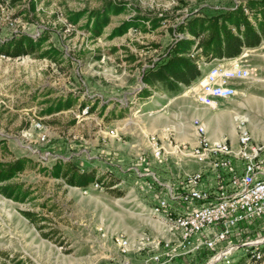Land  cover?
Listing matches in <instances>:
<instances>
[{"label": "rangeland", "instance_id": "1", "mask_svg": "<svg viewBox=\"0 0 264 264\" xmlns=\"http://www.w3.org/2000/svg\"><path fill=\"white\" fill-rule=\"evenodd\" d=\"M108 1L121 2L125 9L110 18L98 37L92 38L78 27L84 18L75 25L66 19V12L88 11ZM202 1L211 4L220 0H7L6 5L1 4L0 13H8L9 20L0 25V35L9 38L16 30L32 32L40 25L38 33L46 38L44 43L58 48L62 57L55 64L35 54L0 56V139L8 152L0 154V159L25 155L50 165L56 157L69 158L82 168L95 167L117 180L109 188L94 182L69 187L36 168L19 173L15 180L29 185L34 198L17 203L0 195V264L20 259L21 264H114L115 258L125 257L141 262L143 254L134 253L132 248L121 253L112 246L113 236L125 237L131 247L138 237L159 235L162 229L146 214L154 193L137 187L133 166L141 167L137 159L142 154L149 170L162 181L172 180L170 174L177 172L172 158L161 164L153 160L148 138L161 136L148 131V126L167 133L172 140L169 132L180 128V118L172 114L178 111L173 102L179 99L182 119L202 115L206 126L228 135L233 127L227 113L195 108L194 90L183 94L186 89L164 76H150L153 84L148 88L156 91L143 101L136 99L145 86L141 76L163 58L173 38L170 28L183 16L201 9L198 3ZM133 10L149 16L165 15L166 19L151 31L137 29L133 33L132 27L107 39L112 27L133 17ZM68 93L77 97L73 107L40 114L44 101ZM85 99L94 104L91 111L82 112L79 107ZM168 138L163 140L164 149ZM190 167L196 164L188 163L184 169L192 170ZM21 210L44 217L38 222L41 230L29 223ZM254 225L249 237L264 231L261 220ZM240 253L239 249L231 256L235 260ZM206 255L200 251L169 264H204Z\"/></svg>", "mask_w": 264, "mask_h": 264}, {"label": "built area", "instance_id": "2", "mask_svg": "<svg viewBox=\"0 0 264 264\" xmlns=\"http://www.w3.org/2000/svg\"><path fill=\"white\" fill-rule=\"evenodd\" d=\"M6 3L7 0H0V6ZM6 20L9 14L0 13V25ZM39 29L37 25L32 32L14 31L15 35L36 36ZM2 38L6 37L0 35ZM188 55L194 59V50ZM194 62L199 67L196 59ZM248 76V68L238 57L227 64L210 65L193 91L194 101L214 108L216 99L235 94L233 81ZM81 110L87 111V107ZM234 119L237 123L235 147L225 137L211 139L204 122L197 117L190 119L192 144L169 141V149H164L154 135L149 136L153 160L161 164L172 158V164L178 169L170 174L172 180L165 182L149 170L150 164L142 154L137 159L141 167L133 166L138 177L137 187L144 193H154L146 214L162 229L159 235L138 237L131 247L125 237L113 236L115 249L125 253L132 248L134 253L143 254L140 264L184 261L200 251L207 253L204 264H233L237 260H242V264H264V231L248 236L255 230L256 221L264 222V142L251 140L243 126L244 118L235 116ZM187 163L196 164V168L184 169ZM260 228L263 230L264 226ZM241 236L244 239H239ZM239 249L241 253L234 260L231 255Z\"/></svg>", "mask_w": 264, "mask_h": 264}, {"label": "trees", "instance_id": "3", "mask_svg": "<svg viewBox=\"0 0 264 264\" xmlns=\"http://www.w3.org/2000/svg\"><path fill=\"white\" fill-rule=\"evenodd\" d=\"M243 8L249 11L254 24H251L244 15ZM124 9L123 3L108 1L88 11L83 9L66 12L65 16L74 25L84 18V22L78 27L84 29L93 38L100 36L110 18ZM164 19H166L165 15L149 16L134 12L133 17L122 20L117 26L112 27L107 39L120 36L132 27L141 32L151 31ZM230 26L234 27V31L230 29ZM170 30H173L174 34L180 33L181 36L173 35L171 42L165 48L163 58L141 76L145 86L136 94L138 101L150 94L147 89L153 84L150 76L156 78L164 76L185 87L191 86L199 75L195 62L188 55L193 46L200 48V52L208 60L213 57H234L243 48L258 45L261 39L264 40V0H239L234 7L213 15H199L197 11H193L178 20L174 28ZM45 39L42 34L30 36L23 33L2 38L0 39V54L8 57L35 54L38 58L56 64L61 60L62 53L55 46L45 44ZM44 102L46 105L40 109V114L48 115L73 107L77 102V97L68 93ZM88 103V99L80 101L79 107L86 106L91 111L94 104ZM7 153V147L3 139H0V154ZM33 168H36L42 175L61 180L69 187H86L94 182L101 187L109 188L117 180V178L109 179L98 172L95 167L82 168L69 158L56 157L50 165H42L28 156L20 155L10 160L0 159V195L17 203L31 201L34 197L30 186L16 181L15 178L22 171ZM114 191L116 195L120 194L119 191ZM20 214L37 230H41L42 226L38 225V222L44 220V217L29 210H21ZM40 235L47 237L46 233L41 232ZM13 263L21 264L22 260H16Z\"/></svg>", "mask_w": 264, "mask_h": 264}, {"label": "crops", "instance_id": "4", "mask_svg": "<svg viewBox=\"0 0 264 264\" xmlns=\"http://www.w3.org/2000/svg\"><path fill=\"white\" fill-rule=\"evenodd\" d=\"M238 1L239 0H220L218 3H212L214 2L212 1L211 4L209 3V1L208 3L202 1V3L201 2L198 3V6L201 7V9H197L194 11H197L199 15H213L223 12L226 9H230L234 7L235 4L238 3ZM243 13L244 15H246L249 22L251 24H254L252 18L249 15V11L246 8H243ZM239 27L241 29L242 25L240 24ZM230 29L234 31L233 26H230ZM192 50H194V59H196L197 63H199V67H197L199 70V75L195 80V82L189 87H185L180 83H177L178 86H182L184 89H186L184 90L183 94H185L189 89L195 90L198 87V82L201 80L203 74L206 72V70L210 65L219 62L227 64L228 61H230L232 58L238 57L242 61L243 65L247 67L249 70V76L247 78L243 80L233 81L232 84L235 88V94L227 99H216L214 108L201 106L194 101L196 104L194 105L195 108L202 107L212 112L220 111L227 113V115L230 116V120L233 122V127L230 130L231 134L228 135L227 133H223L220 131L217 132L213 128V126H209V127L206 126L205 119L202 115L197 114L182 119L183 116L181 114V108H179L180 104H177V101L179 99L173 102V106H175L178 109V111L172 112V114L176 115L177 118H180L178 119L180 128L178 130L172 129V131L169 132L172 135L171 136L172 140L166 137L168 136L167 133L164 132L159 133L157 130H155L154 127L148 126V131L156 132L158 135L161 136V139L156 137V140L162 146H164V142H163L164 138H168V141H170L173 144H179V143L192 144L194 142V136L191 133L190 119L193 117H197L204 122L207 134L211 139H219L221 137H225L227 141L230 143V145L232 147H235L237 123L234 117L238 116L245 119L243 126L248 131L251 140L256 143L264 142V117L261 116L264 115V40L261 39L258 45L256 46L243 48L237 56L229 57V58L213 57L207 60L200 52V48H195L193 46ZM148 90L150 91V94L145 96L140 101L145 100L153 92L156 91L150 88H148ZM177 95L176 98H178ZM223 104H227V106H223ZM171 143L166 147V149H169ZM173 167L176 170H178L175 166ZM194 168L196 167H190V169H194ZM135 260L136 259H134L133 261ZM133 261L132 260L130 261L126 257L121 260L115 258L114 264H123L124 262L133 264ZM136 261L137 262H135V264H140L138 260Z\"/></svg>", "mask_w": 264, "mask_h": 264}]
</instances>
